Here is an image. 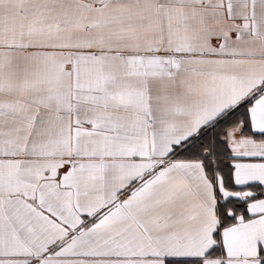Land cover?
<instances>
[{
  "label": "snow or ice",
  "instance_id": "snow-or-ice-1",
  "mask_svg": "<svg viewBox=\"0 0 264 264\" xmlns=\"http://www.w3.org/2000/svg\"><path fill=\"white\" fill-rule=\"evenodd\" d=\"M0 264H264V0H0Z\"/></svg>",
  "mask_w": 264,
  "mask_h": 264
}]
</instances>
